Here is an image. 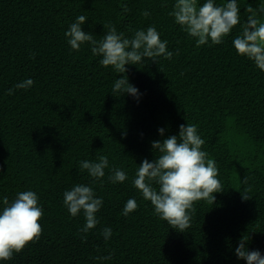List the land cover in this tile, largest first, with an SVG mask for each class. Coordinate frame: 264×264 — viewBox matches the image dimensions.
<instances>
[{"label": "trees", "instance_id": "trees-1", "mask_svg": "<svg viewBox=\"0 0 264 264\" xmlns=\"http://www.w3.org/2000/svg\"><path fill=\"white\" fill-rule=\"evenodd\" d=\"M174 3L0 0V197L33 190L44 210L39 238L4 264H246L234 255L243 236L249 250L264 253V71L232 45L245 10L261 0H239L241 23L223 43L200 47L169 15ZM81 15L88 18L83 30L97 40L112 26L129 38L154 26L168 41L171 59L126 65L139 101L112 91L124 74L102 66L87 43L79 51L67 44L64 33ZM27 78L30 88L8 94ZM186 123L205 140L223 191L214 202H195L190 227L180 232L155 214L132 179L145 158H155L151 142ZM100 156L128 179L112 183L105 169L93 182L79 162ZM77 183L91 184L104 201L100 223L86 234L83 214L72 217L63 204L64 191ZM129 198L138 207L124 216Z\"/></svg>", "mask_w": 264, "mask_h": 264}, {"label": "clouds", "instance_id": "clouds-1", "mask_svg": "<svg viewBox=\"0 0 264 264\" xmlns=\"http://www.w3.org/2000/svg\"><path fill=\"white\" fill-rule=\"evenodd\" d=\"M124 10L127 11L126 5ZM245 11L247 19L240 34L233 38L232 45L238 55L264 71V21L258 19V15H264V0L259 8L249 7ZM240 13L239 0H224L221 4L216 0H203V3L200 0H175L169 15L200 47L223 43L224 38L241 23ZM87 19L81 15L69 25L64 33L67 44L72 50L79 51L81 45L87 43L93 56L101 57L99 63L102 66H111L124 74L114 81L112 91L129 94L139 101L142 94L130 83L126 65H137L145 59L156 61L160 56L171 59L173 52L168 50V41L160 38L154 26L135 31L131 38L112 26L102 39L97 40L92 32L83 30ZM33 84L32 78L24 79L8 89V94H14L17 89H28ZM158 133L164 137L165 128H158ZM204 144L195 124H181L177 135L151 142L155 158L151 161L145 158L132 179L133 186L144 200L151 203L155 214L180 232L190 227L195 202L208 198L214 202V193L223 191L216 161L208 158V153L202 150ZM79 168L86 170L93 182L102 181L105 169L110 170L108 180L112 183L128 179L122 168L110 166L107 156H100L95 161L81 160ZM242 196L248 199L245 194ZM38 201V194L33 190L17 192L11 200L8 196L0 197V264L11 260L15 253L39 238L42 226L38 221L44 210ZM103 203V197L97 196L91 184L77 183L63 193V204L68 213L72 217L82 213L85 218L81 233H88L100 223L96 214ZM137 207L136 199L129 198L122 213L128 216ZM101 234L105 241L109 240L112 228L104 227ZM234 255L246 264H264V253L249 250L248 238L244 236L237 242Z\"/></svg>", "mask_w": 264, "mask_h": 264}]
</instances>
